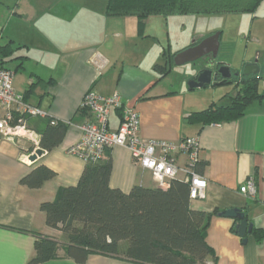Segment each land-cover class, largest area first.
<instances>
[{
	"label": "crops",
	"instance_id": "crops-1",
	"mask_svg": "<svg viewBox=\"0 0 264 264\" xmlns=\"http://www.w3.org/2000/svg\"><path fill=\"white\" fill-rule=\"evenodd\" d=\"M35 2L33 12L23 9L20 1L12 9L0 1V42L24 45L16 55L27 57L10 61L13 67L8 65L15 72L14 88L24 94L35 81L27 102L67 123V131L57 147L34 162L29 159L35 149L32 142L14 143L0 136V264H27L35 254L37 234L61 235L46 224L41 204L54 200L61 187L77 184L87 165L68 148L80 139V126L86 119L80 109L90 90L103 96L119 93L124 105L139 113V134L144 140L177 143L197 138L201 161L206 162L199 173L207 185L205 196L192 199L190 205L209 215L206 238L216 264H264V100L252 102L246 114L235 121L203 128L190 124L187 117L207 108L213 98L206 101L189 88L192 73L184 71L179 78H170L176 73L173 55L180 49H167L160 37L148 31L139 35L135 16L107 15V0ZM29 18L37 23L30 29L25 26ZM149 22L150 18L146 28ZM259 31H264L262 25ZM258 41L262 45L243 64L257 60L264 76V42ZM166 65L169 73L160 78L157 66ZM3 116L0 105V119ZM120 119V110H114L113 131ZM110 155L112 187L128 192L135 185H159L150 170L135 162L127 147L114 146ZM186 161V156L178 158L180 164ZM41 164L55 170L56 176L39 188L23 185L21 179ZM250 179L255 181L256 192H241ZM232 208H240L253 228L262 230L260 241L252 231L244 243L237 229L239 220L219 214ZM41 264L79 263L60 258ZM83 264L141 263L91 254Z\"/></svg>",
	"mask_w": 264,
	"mask_h": 264
},
{
	"label": "trees",
	"instance_id": "trees-1",
	"mask_svg": "<svg viewBox=\"0 0 264 264\" xmlns=\"http://www.w3.org/2000/svg\"><path fill=\"white\" fill-rule=\"evenodd\" d=\"M263 1L107 0L106 13L109 16H135L139 35L145 36L147 20L153 16L255 13ZM22 47L24 45H14L12 40L0 42V67L10 69V61L26 58L16 55ZM178 52L173 55V61ZM18 66L22 67V62ZM157 71L162 78L169 73V67L157 66ZM243 76L235 93L228 95L227 104L211 103L205 109L192 112L187 121L203 128L243 117L252 102L264 100V76ZM35 84V81L31 82L23 94L26 101ZM80 110L87 115L83 105ZM27 124L39 134V146L45 151L57 147L67 131V123L50 115L28 117ZM205 165L206 162L200 161L197 171H202ZM112 166L110 149H107L104 159L87 163L77 184L61 187L54 200L41 204L46 224L61 235L37 234L35 254L27 264L60 258L83 264L91 254L141 264H216L215 253L206 238L209 215L191 208L189 182L175 177L165 186L135 185L125 192L111 186ZM55 176V170L41 164L24 176L21 183L29 188H39ZM253 232L260 241L262 230L253 228Z\"/></svg>",
	"mask_w": 264,
	"mask_h": 264
},
{
	"label": "built area",
	"instance_id": "built-area-1",
	"mask_svg": "<svg viewBox=\"0 0 264 264\" xmlns=\"http://www.w3.org/2000/svg\"><path fill=\"white\" fill-rule=\"evenodd\" d=\"M14 75L13 70L0 67V105L4 108V116L0 119V136L14 143L24 140L32 142L35 149L31 154H34L40 148V136L28 126L27 118H44L49 114L27 102L24 95L15 90ZM82 105L87 115L80 126V139L68 148L70 154L86 163L97 162L106 157L107 149L125 146L131 151L135 162L152 172L160 186L180 177L190 183L191 199L205 196L207 182L197 171V164L201 161L197 138L187 137L177 143L144 140L139 134V113L126 107L119 93L103 96L90 90ZM117 109L121 112V119L118 128L113 131L110 127L111 114ZM180 156H186L185 164L178 162ZM241 192L255 193V181L250 179L241 187Z\"/></svg>",
	"mask_w": 264,
	"mask_h": 264
},
{
	"label": "rangeland",
	"instance_id": "rangeland-1",
	"mask_svg": "<svg viewBox=\"0 0 264 264\" xmlns=\"http://www.w3.org/2000/svg\"><path fill=\"white\" fill-rule=\"evenodd\" d=\"M0 1H4L5 7H10L11 9L17 7L19 1L23 9L29 8L33 12L37 9L35 0ZM3 4L0 3V6H3ZM14 24L15 22H12L10 26L12 27ZM36 24L35 21L33 22V19L29 18L25 26H28L30 29L32 28L31 26H35ZM261 25L264 27V1L260 9L255 13L174 14L169 18L161 15L158 17L153 16L150 18L149 28H146V33L150 32L160 37L167 49L177 51L185 49L196 40H201L216 32H221L218 60L226 64L228 63L233 70L242 72L245 58H250L254 54V50L262 45L258 41V38L261 42H264V31L262 33L259 31ZM249 35L251 37L247 38ZM255 35L256 38L253 37ZM47 39L51 41L50 38ZM196 62L180 66L175 65L174 72L176 73H173L170 78H179V75L184 71H187V75L191 74L197 68ZM8 65L13 67L12 62H9ZM235 91L236 89L232 85H210L195 90L196 94L205 97L206 101L213 98L210 103L222 105L229 102L228 95H233Z\"/></svg>",
	"mask_w": 264,
	"mask_h": 264
},
{
	"label": "water",
	"instance_id": "water-1",
	"mask_svg": "<svg viewBox=\"0 0 264 264\" xmlns=\"http://www.w3.org/2000/svg\"><path fill=\"white\" fill-rule=\"evenodd\" d=\"M220 35L221 32H216L207 38L201 39L198 44H195L196 42H194L191 46L178 52L174 56L175 65L180 66L191 63L208 55L217 58L220 50ZM259 71L260 67L257 60H255V62L246 63L243 68V74L245 75L258 74ZM219 73L222 74V77L224 79H229L231 76L230 66L227 64H223L219 69ZM212 75L213 72L211 69H205L201 71L196 78H193L190 81L189 88L198 89L210 85L215 86V83H213ZM44 152V149L38 148L34 152V154L30 155L29 159L34 162L41 158L44 155ZM219 214L239 220V223L237 224L238 233L242 238H244V243H246L247 234L252 233L253 231V223L249 222L242 210L240 208H232L220 212Z\"/></svg>",
	"mask_w": 264,
	"mask_h": 264
},
{
	"label": "flooded vegetation",
	"instance_id": "flooded-vegetation-1",
	"mask_svg": "<svg viewBox=\"0 0 264 264\" xmlns=\"http://www.w3.org/2000/svg\"><path fill=\"white\" fill-rule=\"evenodd\" d=\"M200 41L201 40H196L195 41L196 42L195 44H198ZM223 64H226V63L225 62H222V61H219L218 60V56H217V58H214L213 56H209L208 55L206 57H203V58L197 60V62L195 63V65H197V68L192 72L191 78L187 81L188 86H189L190 81L193 78H196L201 71H203L205 69H211L212 72H213L212 79H213V83H215L214 84L215 86H219V85H232L237 90V84H241V82L244 79V76L243 75H245V74H243V71L241 72V71L233 70L230 67V69H231V76H230L229 79H224L222 77V74L219 73V69H220V67ZM238 72H239V74H238ZM258 74H260V72ZM263 85H264V83H263Z\"/></svg>",
	"mask_w": 264,
	"mask_h": 264
}]
</instances>
